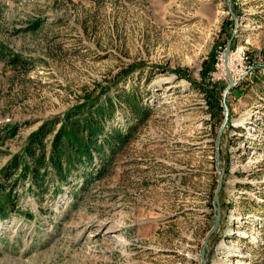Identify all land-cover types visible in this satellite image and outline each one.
<instances>
[{
  "label": "rangeland",
  "instance_id": "obj_1",
  "mask_svg": "<svg viewBox=\"0 0 264 264\" xmlns=\"http://www.w3.org/2000/svg\"><path fill=\"white\" fill-rule=\"evenodd\" d=\"M121 90L146 116L116 111L103 171L93 152L41 201L14 186L0 264H264V0H0V170Z\"/></svg>",
  "mask_w": 264,
  "mask_h": 264
},
{
  "label": "trees",
  "instance_id": "obj_2",
  "mask_svg": "<svg viewBox=\"0 0 264 264\" xmlns=\"http://www.w3.org/2000/svg\"><path fill=\"white\" fill-rule=\"evenodd\" d=\"M100 95L98 93L68 109L49 146L44 140L54 131L57 122H45L29 136L21 154L14 156L8 166L0 170V179L3 178L0 182V217H6L13 209L14 186L19 182L27 181L29 195L41 201L51 193L48 190L51 182L57 183V190L59 185L68 183L70 167L82 166L85 169L91 165L93 152L103 164L99 171L104 170L107 159L105 149L110 150L111 156L115 154L127 141L130 132H106L116 111L123 106L133 113L135 120L144 118L146 112L131 92L121 90L115 95H105L103 99ZM103 134L105 136L98 139ZM112 142H116L115 145ZM86 173L85 169L82 176ZM28 216L32 217L31 214Z\"/></svg>",
  "mask_w": 264,
  "mask_h": 264
},
{
  "label": "water",
  "instance_id": "obj_3",
  "mask_svg": "<svg viewBox=\"0 0 264 264\" xmlns=\"http://www.w3.org/2000/svg\"><path fill=\"white\" fill-rule=\"evenodd\" d=\"M230 1L231 0H226L228 9H230ZM226 50L228 51V47H227ZM224 63L227 64V55H226V52L224 54ZM225 70H226L227 78L229 79V86H231L233 84V77L230 74V71L228 70V68H226ZM224 109H225V120H224L223 124L221 125V127L219 129L218 137H220L221 132H222V130H223L224 126H225L226 120H227V108H226V106L224 107ZM220 186H221V181H219L218 186H217L216 191H215V194H214L213 201L215 203H217V197H218V192H219ZM219 219H220V214H219V212H217L216 219H215V223L212 226V228L210 229L209 233L207 234V236H206V238H205V240L203 242V245L201 247V250H200V256H201V259H202V263H204V249L206 247L208 238L213 233V231L216 229V227L218 225V222H219Z\"/></svg>",
  "mask_w": 264,
  "mask_h": 264
},
{
  "label": "bare ground",
  "instance_id": "obj_4",
  "mask_svg": "<svg viewBox=\"0 0 264 264\" xmlns=\"http://www.w3.org/2000/svg\"><path fill=\"white\" fill-rule=\"evenodd\" d=\"M228 63H229V61H228Z\"/></svg>",
  "mask_w": 264,
  "mask_h": 264
}]
</instances>
